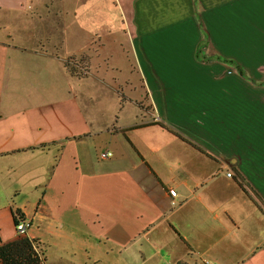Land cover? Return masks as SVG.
<instances>
[{"label": "crops", "instance_id": "1", "mask_svg": "<svg viewBox=\"0 0 264 264\" xmlns=\"http://www.w3.org/2000/svg\"><path fill=\"white\" fill-rule=\"evenodd\" d=\"M28 1L0 0L3 242L21 237L14 235L20 210L26 236L37 240L46 264L68 262L75 247L88 253L102 244L101 252H128L133 264H264V164L246 165L243 139L217 110L209 80L202 83L218 62L239 73L207 54L202 1L81 0L83 46L75 63L71 53H57L70 50L69 23L60 15L65 7L32 0L40 23L55 15L51 27L48 21L30 32L23 27L31 35L16 43L9 14L25 12ZM124 62L141 85H130L128 94L110 85L118 92L113 106L123 111L139 104L138 116L125 110L97 116L79 101L72 80L57 83L59 73L61 80L83 79L94 67L105 83L109 70L121 71ZM104 135H111L118 157H99ZM170 188L178 192L174 206ZM93 217L111 223L114 237L92 241ZM52 249L56 263H49Z\"/></svg>", "mask_w": 264, "mask_h": 264}, {"label": "rangeland", "instance_id": "2", "mask_svg": "<svg viewBox=\"0 0 264 264\" xmlns=\"http://www.w3.org/2000/svg\"><path fill=\"white\" fill-rule=\"evenodd\" d=\"M40 0H37V3ZM42 1V0H41ZM48 2L53 7H65L66 10L60 14L64 17L63 23L68 21L70 41L67 48H61L57 51L59 54L71 53V60L75 63L77 60L80 62L81 47L80 42L82 38V17L80 13L81 0H43ZM204 10L202 12L203 25L205 27V35L207 40V54L215 53L228 65L233 66L234 60L238 62L245 70L247 76H241L236 70H227L219 62L217 65H212L211 68H217L214 76L208 78L203 76V84L211 87V95H214L217 101V110L223 111L229 126H233L236 134H240L243 139V147L241 149L244 154V162L246 165L252 167L264 164V0H201ZM42 4V3H41ZM43 5V4H42ZM78 11V12H76ZM49 15V14H48ZM52 15L50 17H53ZM88 16V15H87ZM86 16V17H87ZM43 15L41 23L39 22L38 14L36 13V6L32 0L28 1V8L24 11H17L9 14L11 23V33H18L13 36L16 38V43L19 37L26 39L29 38L31 27L37 23L42 27L48 21V27H51L50 21L52 18ZM23 27H28L29 32H25ZM94 26H89V31H92ZM45 29H43L44 31ZM49 30V29H47ZM0 30V36L1 34ZM90 32H85L84 39L90 38ZM28 41V40H27ZM92 41V39H91ZM94 43V40H93ZM98 39L94 44H91V51L94 52V64H98ZM40 45V44H39ZM37 47H39L37 45ZM42 47V46H41ZM40 47V48H41ZM55 52L54 50H49ZM90 51V52H91ZM68 57V56H67ZM121 59V58H120ZM123 60V59H122ZM121 60L120 63L123 61ZM52 64H58V60L50 59L48 61ZM108 63V62H107ZM124 62L121 71L115 72L109 70L105 83L97 77V68H93V72L83 79H71L70 76H63L59 73L56 75L57 83L72 84L74 86L75 95H79V101L84 103L90 112H94L99 116L103 113L108 116L121 115L122 112H129L131 116H138L141 113L139 104L127 105L123 111L114 109L113 103L118 98V92L110 87V85L123 93L128 94L130 85H141L140 77L136 76L129 66ZM58 66V65H57ZM51 77H44L46 80L52 79ZM249 79L255 80L257 85L253 84ZM130 83V84H127ZM120 96V94H119ZM118 111V112H117ZM143 113V111H142ZM97 140V137H96ZM99 142V143H98ZM98 152L101 154L104 150L110 149L115 153V158L119 156L116 151V144L112 141L111 135L100 136L97 141ZM99 154V157H100ZM76 168V160H73ZM257 175V173H252ZM163 175V174H162ZM168 178L171 180L172 174L167 173ZM176 181V179H175ZM109 193H106L108 196ZM76 209V208H74ZM77 209H81L77 206ZM91 217V215H90ZM66 218V216H65ZM88 222V229L92 241L97 238L105 239L104 237H114L112 224L104 222L103 217H93ZM71 223H75L74 221ZM76 223L81 224L76 220ZM85 224V222H84ZM22 235L16 231L14 235ZM106 247L103 244L99 248H90V252L86 253L85 249H73V253L68 254V262L64 264H133L134 259L128 252L120 253L118 250L101 252L102 248ZM49 263L57 262L56 252L52 249L48 252ZM124 260H127L124 263ZM95 261V262H94Z\"/></svg>", "mask_w": 264, "mask_h": 264}, {"label": "trees", "instance_id": "3", "mask_svg": "<svg viewBox=\"0 0 264 264\" xmlns=\"http://www.w3.org/2000/svg\"><path fill=\"white\" fill-rule=\"evenodd\" d=\"M234 62L235 68L239 71L242 76H247L246 70L236 61ZM243 188V184H241ZM250 194L257 200L260 204L261 197L256 191L249 189ZM20 220H24V214L17 210L14 212V222L15 225L18 224ZM0 264H46L44 251L38 248L37 240L32 239L28 236H21L16 240L3 242L0 234Z\"/></svg>", "mask_w": 264, "mask_h": 264}, {"label": "built area", "instance_id": "4", "mask_svg": "<svg viewBox=\"0 0 264 264\" xmlns=\"http://www.w3.org/2000/svg\"><path fill=\"white\" fill-rule=\"evenodd\" d=\"M112 156H113V153L110 150L104 151V152H102L100 154V158L101 159H109ZM227 176L232 177L233 176V172H231V171L227 172ZM168 192L173 197L172 205L173 206L174 205H177V201L174 199L178 195L177 190L174 189V188H170L168 190ZM15 227H16L17 232H19L20 234H22L21 236H25L27 234L29 224L26 221H24V220H20L18 222V224L15 225ZM206 264H210V262L208 260H206Z\"/></svg>", "mask_w": 264, "mask_h": 264}]
</instances>
